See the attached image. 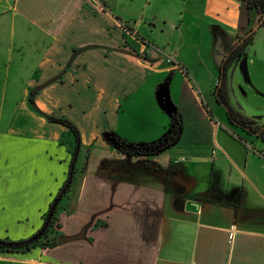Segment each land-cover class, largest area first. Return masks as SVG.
<instances>
[{"label":"crops","instance_id":"1","mask_svg":"<svg viewBox=\"0 0 264 264\" xmlns=\"http://www.w3.org/2000/svg\"><path fill=\"white\" fill-rule=\"evenodd\" d=\"M19 1L0 0V15L16 11ZM22 2L26 25L38 28L41 39L18 38L19 51L35 60L34 78L7 125L0 121V239L37 234L67 179L71 153L61 142L68 129L51 123L53 116L73 122L82 137L76 182L59 212L62 236L77 239L60 242L54 258L39 254L43 264H264V141L221 115L211 117L220 106L215 89L222 60L241 36L242 0H180L169 3V18L154 15L183 37L174 57L142 39L126 49V32L140 35L114 14L126 0ZM250 13L248 30L257 22ZM263 38L264 25L228 71L230 103L242 115H264V77L257 79L250 66ZM111 59L121 61L122 83L102 78L110 76ZM165 59L173 64L166 67ZM175 77L179 102L171 95ZM143 91L151 101L132 102ZM167 98L182 125L174 147L145 159L111 145V136L138 146L160 141L173 111ZM157 113L167 120L159 124ZM249 119L264 124L263 117ZM68 213L70 231L62 221ZM41 249L0 254V264H32L25 258Z\"/></svg>","mask_w":264,"mask_h":264},{"label":"rangeland","instance_id":"2","mask_svg":"<svg viewBox=\"0 0 264 264\" xmlns=\"http://www.w3.org/2000/svg\"><path fill=\"white\" fill-rule=\"evenodd\" d=\"M179 2L180 0H167L166 2L164 0H133L129 2L128 0H126V4H124L122 8L114 14L118 17H122L123 21L130 20V24L132 26H136L138 29L137 31L140 34L137 35L138 37H136L131 35L129 32H126V49L130 50L132 47H136V45H138L137 40L142 39V41L145 42L146 46L150 45L154 49L161 50L166 56L171 55L174 57V52L179 50L181 46H183V37L180 36V32L176 29V26H172L169 24L170 21H168L167 23H164L162 20V22H158V20H155L153 16L157 15L163 18L166 15V17L169 18V3H171L172 5H178ZM11 4L14 5V2H12ZM22 7L23 2L22 0H20L19 3L16 4V11H19L18 13L10 8L8 12L0 15V121L3 127L7 125L8 117L12 114L16 105L19 103L18 100L22 98L24 90L29 84L30 79L34 78V75L30 74V71L33 68V64H35V60L29 58V51H19V47H23L24 44L20 43L18 41V38L32 37L36 38L35 40L41 39V34L38 28L26 25L27 22H25L22 11H20ZM13 36L16 37L15 43H13ZM13 45L15 46L14 51L10 52V48L13 47ZM27 46L28 43L26 47ZM257 50L259 55L256 60H254L255 64L253 66L250 64V66L252 67V73L256 78L259 77L258 75L260 74H262L264 77V38L261 40V43L258 44ZM188 53L189 52L187 51V54ZM168 60L170 59H165L163 61V64L166 65V67L173 64L172 60L170 61V63H168ZM108 62H110V60H108ZM120 62L121 61H116V59H111V63L110 65H108L110 76L102 78H107L109 82L122 83L123 77L121 74H119L120 72L118 68V64ZM167 75L168 73L165 74L162 83L164 82V79L167 77ZM179 87V78L175 77L171 83V95H174L176 97L177 102L180 101L181 90ZM150 97H152L151 94H147V92L143 91L140 95V98H136L132 102H150ZM214 107L217 108L218 112L211 116L213 117V120H219V115L227 119V110L223 105H214ZM135 114L139 117V115H141L140 109H138ZM146 114L148 113H145L142 116H145ZM245 114L248 116V118L251 117L252 119H257L259 116L261 118H264V115L257 114L254 110L252 112L244 111L243 116L247 117ZM81 116V113L78 112V115H76L74 119L78 120ZM157 116L160 117L157 118L159 124L162 123V120H167V116L165 114L163 115V113H157ZM237 130L241 131L240 129ZM80 162L81 160L77 164L79 165ZM75 202H70L69 208L70 206H75ZM64 203L67 204V199L63 201L62 205ZM62 221L66 226L67 231H70L74 228V222L72 217L69 216V213L62 219ZM59 223L60 225H62L61 220ZM98 225L100 224L97 223L96 226ZM59 235H62L61 229H57L55 232H53V236L59 237ZM41 250L33 253L35 255L34 257L28 256L25 259L31 261L32 264H43L44 260L40 261V258L38 256L39 254L41 255L42 259H44V256H50V258H54V249L42 248ZM15 258L23 260L24 257L16 256Z\"/></svg>","mask_w":264,"mask_h":264},{"label":"trees","instance_id":"3","mask_svg":"<svg viewBox=\"0 0 264 264\" xmlns=\"http://www.w3.org/2000/svg\"><path fill=\"white\" fill-rule=\"evenodd\" d=\"M248 6L251 11H255L260 18H264V0H242ZM131 31V30H130ZM253 41V36H249L245 39L243 43L233 49L231 55L228 57L226 62L222 64V72L224 79L222 83L217 87L216 92L219 99V103L228 108L227 117L236 123L239 127L244 129L260 130V133L256 138L264 141V125L263 128L255 126L250 120L244 118L243 116L237 114L230 106L226 90V75L229 68L234 64L235 61L242 58L246 54L247 48L251 45ZM35 92H30V103L34 104L33 96ZM175 111L171 115V123L168 129V133L158 142L148 144V145H134L128 141L121 139L117 136L111 138V145L116 148L120 153L129 157H145L151 158L164 153L174 147L181 135V121L179 115V109L174 105ZM48 120L51 123L62 125L68 129V134L62 138V144L69 147L71 153V162L67 175V179L61 189L58 191L54 197L48 212L43 217V226L37 232L43 231V235L34 240L35 234L31 238L24 241H11L9 239H0V254H14V253H28L35 248L43 249H54L59 244V237L53 236V232L57 229H61L59 212L62 209V203L64 200L68 199L69 194L76 182L77 175V162L79 159L80 151L82 148V137L81 132L78 127L68 119L56 118L50 116Z\"/></svg>","mask_w":264,"mask_h":264},{"label":"flooded vegetation","instance_id":"4","mask_svg":"<svg viewBox=\"0 0 264 264\" xmlns=\"http://www.w3.org/2000/svg\"><path fill=\"white\" fill-rule=\"evenodd\" d=\"M255 12V11H254ZM255 15H256V17H257V22H256V24H254L253 26H251L250 27V29L248 30V32L249 31H252L262 20H264V18H260L259 17V15L255 12ZM264 25V22L262 23V25L258 28V30L262 27ZM258 30H256V31H254L250 36H253L254 37V35L256 34V32L258 31ZM248 38V37H247ZM242 39H243V36H240V37H237L236 38V40L230 45V47L228 48V50L226 51V54L224 55V58H223V60H222V63H221V66H220V74H221V72H222V64L224 63V62H226V60L228 59V57L231 55V53H232V51H233V49H235V47H237L238 45H240L241 43H243V42H241L242 41ZM231 68V67H230ZM229 68V69H230ZM229 71V70H228ZM228 71H227V75H228ZM219 74V79H218V82H217V86H216V89H217V87L221 84V76L222 75H220ZM227 75H226V77H225V79H226V90H227V96H228V101H229V104H230V106H231V108L237 113V114H239V115H241V116H243L242 114H240L239 112H237L233 107H232V105H231V103H230V94H229V89H228V84H227ZM223 81V80H222ZM216 89H215V99H216V101L218 102V104L219 105H221L222 106V104L221 103H219V99H218V96H217V92H216ZM244 118H246V119H248V120H250L249 118H247V117H245V116H243ZM227 119H228V123L231 125V126H233V127H235V128H237V129H240L243 133H246V134H248V135H251V136H255V135H253L254 133H260V131H261V129L260 130H252V129H244V128H242V127H239L238 125H236V123L234 122V121H231L228 117H227ZM255 126H257V127H262L263 128V125H257V124H255L252 120H250ZM145 158V157H144ZM152 158V157H151ZM147 165V164H146Z\"/></svg>","mask_w":264,"mask_h":264},{"label":"water","instance_id":"5","mask_svg":"<svg viewBox=\"0 0 264 264\" xmlns=\"http://www.w3.org/2000/svg\"><path fill=\"white\" fill-rule=\"evenodd\" d=\"M250 9L248 8L247 4L245 2H242V8H241V13H240V20H239V33L241 36H243V39L241 42H244L245 39L247 37H249L254 31L258 30V28L262 25V23L264 22V20H262L252 31L248 32V27L250 24ZM224 79L223 75L221 76V83L222 80ZM169 105L172 107L173 111L172 113L175 111L174 109V104L172 103V101L170 100V98H167L166 100ZM224 106V105H223ZM228 112V108L226 106H224ZM172 115V114H171ZM253 135L257 136L258 133H254ZM113 136L107 138L109 140V142L111 143V138ZM43 235V231H41L40 233H38L35 237L34 240H37L38 238H40ZM72 239H77V238H64V240H59V243L62 241H72Z\"/></svg>","mask_w":264,"mask_h":264},{"label":"built area","instance_id":"6","mask_svg":"<svg viewBox=\"0 0 264 264\" xmlns=\"http://www.w3.org/2000/svg\"><path fill=\"white\" fill-rule=\"evenodd\" d=\"M171 60H168V63H170Z\"/></svg>","mask_w":264,"mask_h":264}]
</instances>
